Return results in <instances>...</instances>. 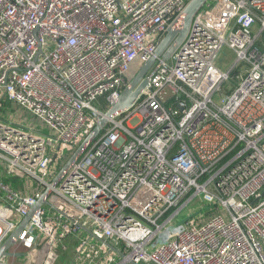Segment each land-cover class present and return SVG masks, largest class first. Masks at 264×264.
<instances>
[{
	"label": "built area",
	"instance_id": "1",
	"mask_svg": "<svg viewBox=\"0 0 264 264\" xmlns=\"http://www.w3.org/2000/svg\"><path fill=\"white\" fill-rule=\"evenodd\" d=\"M191 1L0 0V247L48 188L55 211L0 264L41 249L49 264L69 237L71 264H264V0H207L157 55ZM151 58L135 101L52 187Z\"/></svg>",
	"mask_w": 264,
	"mask_h": 264
},
{
	"label": "water",
	"instance_id": "2",
	"mask_svg": "<svg viewBox=\"0 0 264 264\" xmlns=\"http://www.w3.org/2000/svg\"><path fill=\"white\" fill-rule=\"evenodd\" d=\"M207 0H192L184 10L181 16V22L177 25H172L165 38L160 43L156 54L161 55L165 49L174 41V48L179 45L188 33L191 22L193 21L196 13L203 7L204 3ZM169 55V54H168ZM166 56L167 58L169 56ZM155 58H151L148 62H146L136 73V75L132 78L129 86L122 92L121 96L115 100L110 107L107 109L105 116L96 115L99 122L96 127L92 130V132L84 139L82 144L77 148L74 152L70 160L65 164L57 178L52 182V187H56L59 184L60 179L63 177L64 173L67 172L72 166L75 165L76 160L82 154V152L86 149V147L100 134L103 126L107 122V119L113 117L119 111L130 106L140 91L144 87L145 84L138 86L139 82L144 78L149 68L154 63ZM52 188H48L42 194V196L30 207L28 214L22 219V221L18 224V226L12 231L7 240L0 247V262L5 257H13L18 256V254L11 252V248L15 245L19 234L24 230V228L28 225L30 219L33 217L35 212L40 209L43 205H49V197L51 195ZM197 213H194L186 218L182 219L178 225L185 223L192 217H195Z\"/></svg>",
	"mask_w": 264,
	"mask_h": 264
},
{
	"label": "rangeland",
	"instance_id": "3",
	"mask_svg": "<svg viewBox=\"0 0 264 264\" xmlns=\"http://www.w3.org/2000/svg\"><path fill=\"white\" fill-rule=\"evenodd\" d=\"M211 3L213 4L214 2L212 0H208L207 4ZM206 4V6H207ZM237 59V54L234 51H231L228 48H225L222 50V52L219 55V60H218V64L219 66L224 69V70H229L231 68V66L234 64V62ZM139 70V64H137L133 69H132V76H135L136 72ZM232 86V85H231ZM231 86H228L229 88ZM6 173V170L3 167H0V175H4ZM10 182H12L14 185H16L18 188H23V183L21 181H16L13 178H9ZM62 202L64 205H66L67 207L69 206V202L66 199H62ZM201 198H196L194 200V202L191 204V206H189L185 212L186 216L191 213L193 210H199L201 207ZM47 212H49V215L52 216L55 211L52 207H50L49 205L45 206ZM169 228H172V225H170L169 227H167L164 232L162 233V235H166L167 231ZM163 236V237H164ZM21 253L26 254L25 252H22L23 250H19ZM26 255H23V257H25ZM14 258H10L11 261H13ZM49 264H60L58 256H54L51 258V260L48 262Z\"/></svg>",
	"mask_w": 264,
	"mask_h": 264
},
{
	"label": "crops",
	"instance_id": "4",
	"mask_svg": "<svg viewBox=\"0 0 264 264\" xmlns=\"http://www.w3.org/2000/svg\"><path fill=\"white\" fill-rule=\"evenodd\" d=\"M67 250L64 251L58 245L55 249V253L58 256L60 264H71L73 259L75 258L77 243L74 238L69 237L67 240ZM46 250H33L30 252L29 257L26 258L27 264H41L42 257L45 254ZM32 255V256H30ZM18 264H22V260H16Z\"/></svg>",
	"mask_w": 264,
	"mask_h": 264
}]
</instances>
